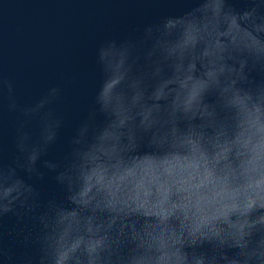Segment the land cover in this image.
<instances>
[{
	"label": "clouds",
	"instance_id": "clouds-1",
	"mask_svg": "<svg viewBox=\"0 0 264 264\" xmlns=\"http://www.w3.org/2000/svg\"><path fill=\"white\" fill-rule=\"evenodd\" d=\"M140 2L183 11L96 43L59 157L63 85L0 73V264H264V0Z\"/></svg>",
	"mask_w": 264,
	"mask_h": 264
},
{
	"label": "water",
	"instance_id": "water-1",
	"mask_svg": "<svg viewBox=\"0 0 264 264\" xmlns=\"http://www.w3.org/2000/svg\"><path fill=\"white\" fill-rule=\"evenodd\" d=\"M183 11L140 0H2L0 3V73L16 84L22 102L53 84L64 87L59 105L65 127L49 158L59 157L76 123L87 114L98 74L93 62L96 43L105 36L123 39L138 34L157 16ZM13 117L0 126L5 159L14 153ZM42 192L59 194L50 176L39 182Z\"/></svg>",
	"mask_w": 264,
	"mask_h": 264
}]
</instances>
